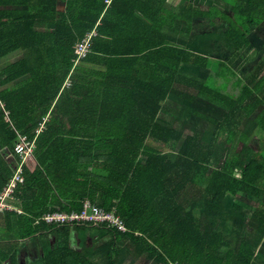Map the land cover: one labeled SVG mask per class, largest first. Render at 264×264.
Segmentation results:
<instances>
[{"label":"trees","instance_id":"trees-1","mask_svg":"<svg viewBox=\"0 0 264 264\" xmlns=\"http://www.w3.org/2000/svg\"><path fill=\"white\" fill-rule=\"evenodd\" d=\"M216 1L233 16L224 6L194 14L223 18L233 45L248 47L251 32L264 29V0ZM176 12L168 0H0V60L6 59L0 68V193L21 162L14 150L18 135L36 145L10 200L21 212L0 213V264H19L29 241L43 248L41 264H119L124 251L138 264H264L257 255L264 205L251 212L254 223L244 230L232 227L244 222L243 194L264 196V137L259 155L249 156L245 144L213 161L221 137L229 144L238 135L245 139L240 126L247 118H255L264 135V76L258 74L264 62L242 81L229 63L174 44L164 28L176 24ZM191 15L189 24L199 18ZM89 34L90 51L79 58L77 46ZM15 53L23 56L12 61ZM190 65L210 70L197 93L223 119L205 115L215 125L212 140L189 134L176 150L183 133L158 117L171 94L195 97L181 88V69ZM192 184L203 189L201 218L185 207ZM86 204L114 213L126 231L109 221L43 220L48 213H82ZM215 221L239 231L236 242ZM71 227H95L103 242L90 253L75 247Z\"/></svg>","mask_w":264,"mask_h":264},{"label":"rangeland","instance_id":"rangeland-1","mask_svg":"<svg viewBox=\"0 0 264 264\" xmlns=\"http://www.w3.org/2000/svg\"><path fill=\"white\" fill-rule=\"evenodd\" d=\"M204 1L205 0H195L193 3L188 4L186 9L180 5L177 6L179 1L171 0V5L175 6L172 7L177 11V19L174 26H166L164 28L167 38L174 44L185 46L192 50L195 49L193 51H196L201 55L229 63L231 68L238 73L237 75L241 78V80L247 79L251 74H255L258 70V66H261V63L264 62V29L262 31L260 30L259 32L252 31L250 34L249 46H245L243 49L239 50L227 37L226 31L228 26L223 18L219 17L218 20L213 22V24L211 23L212 19L209 15L200 16L194 14L195 10L197 9H200L201 11L205 10L200 7L197 8L198 6H204ZM169 2L170 0H168V4ZM210 3L212 5V2ZM226 11H228L229 15L231 16H233L232 14L235 12L234 10L229 9ZM226 11L223 12L226 13ZM189 14H192L195 16V18L197 16L199 18L191 20L192 22L189 24ZM205 18L209 19V21L206 23L208 26L200 25V22L203 21L201 19ZM185 19H188V21ZM189 27L194 28L191 31H186ZM22 56V53H15L10 57V59L14 61L16 59H20ZM5 61L6 59L0 60V68L4 65ZM184 69L185 70L181 72L180 77L184 82V84L181 85V88L183 91H189L191 94L195 95V97H193L191 100H186L184 98L175 99L176 96L172 95L173 98H170V100L166 102L158 117V119L164 124H167L168 127L177 128L183 133L182 139L176 144H173L176 145V150H179L181 145H183L186 136L189 134L198 136L202 142L204 141L209 143L212 140V134L214 132L215 125L214 123L210 122V120H208L206 118L207 116L205 115L223 119V114L216 112L215 107H211L215 104L206 96L201 94L199 95L197 93L200 84L206 82L208 72H210V70L206 68H199L194 65L186 66ZM258 74L263 77L264 69L258 71ZM185 82H189L192 86ZM221 83V80L217 81L218 85ZM239 92L240 89H234V92L232 93L238 94ZM196 95L198 96L196 97ZM262 96L263 94L261 97ZM259 113L260 111L256 112L255 115L258 116ZM43 128L44 123H42L37 128L36 135H38L43 130ZM240 130L245 137L243 140L242 137L238 135L235 139V142L229 144L226 143L225 136L221 137L219 142L216 144L218 153L213 158L214 166L218 164L220 158L222 159L224 154L226 157L230 150L240 152L245 144L250 149L249 156L259 155L261 149L260 145L263 142L262 139L264 135L261 133V130L257 128L256 119L253 117L247 118L240 126ZM234 144L236 145L235 148H233ZM239 146L241 147L239 148ZM172 149V146H166L164 151L170 158H173L176 155ZM261 162L264 163V159H261ZM202 191L203 189L200 186L192 184L191 186L187 187V195L185 194L186 196L184 199L187 210H192L194 215L198 218L203 217L202 215L204 214L203 201L200 200L203 199V196H200ZM243 196H247V198L245 200H238V203L243 205L245 208L243 209L242 213L244 222H242L243 224H241V226H232L236 228L241 227V229H239L240 231L245 229V224H247L246 222L254 223L253 217L251 218V212L257 209L260 205H264V196L262 198H256L253 196L250 197L248 194H243ZM193 203L196 205L193 206ZM6 205L7 207L5 209L0 210L1 214L8 211H16L18 213L21 212L20 207L14 206L7 199ZM229 208H231V210L235 213L238 212L232 207V203H230ZM0 219H2V216ZM227 224V222L215 221L213 226L217 230L221 231V233L227 237L230 242H236L241 233L236 230L230 233V226ZM70 237V242L72 245H76L75 247H83L84 251H88V253L93 251L99 244L103 242L102 232L95 227H91L89 230H76L71 227ZM251 242L253 244L256 243L255 239L253 238H251ZM42 250L43 248L39 249L38 245L36 246L34 243L29 241L20 253L19 264H41L42 259H40L39 256H41ZM257 255L260 259L264 260V241L261 242L257 247ZM93 259L100 261L98 258ZM119 264H138V261L133 256L124 251L119 257Z\"/></svg>","mask_w":264,"mask_h":264},{"label":"built area","instance_id":"built-area-1","mask_svg":"<svg viewBox=\"0 0 264 264\" xmlns=\"http://www.w3.org/2000/svg\"><path fill=\"white\" fill-rule=\"evenodd\" d=\"M95 32H93L94 34ZM93 34H89L81 43L77 46V53L79 54V58H84L90 51V41ZM0 105L2 108H5L4 103L0 98ZM6 119L9 121V111H6ZM14 150L17 155H19L21 162L18 166L13 178L10 183L5 186L4 190L0 193V210L5 209L6 199L10 202V200L14 199L15 189L19 183H23L25 180L24 177V164L28 161V159L32 156L35 148V140H29L26 136L18 135L16 140L14 141ZM13 204V203H11ZM15 206V205H14ZM48 223H70L73 221H109L115 225H118L119 229L126 231V227L120 221L119 217H117L112 212H107L106 210L98 207L86 204L85 210L82 213L73 212V213H64V212H54L48 213L43 217Z\"/></svg>","mask_w":264,"mask_h":264},{"label":"crops","instance_id":"crops-1","mask_svg":"<svg viewBox=\"0 0 264 264\" xmlns=\"http://www.w3.org/2000/svg\"><path fill=\"white\" fill-rule=\"evenodd\" d=\"M176 1H179V3L177 4V6H183L184 8H186L187 6H188V4H191V3H193L195 0H190L189 2H184V1H182V0H176ZM210 2H212V5H211V3ZM172 3H171V0H170V2H169V5L170 6H174V5H171ZM204 6H198L197 8H203V9H209V8H211V7H213V6H218V7H223L224 6V3H222V4H219L216 0H205L204 1ZM175 7V6H174ZM204 7H206V8H204ZM229 9V6L228 5H225L224 6V8H222V10L223 11H226V10H228ZM205 11V10H204ZM180 17L182 18V16L180 15ZM203 18V17H202ZM185 20H187L188 21V19H185ZM201 20H203L202 22H200V25H205V26H208V24H206L208 21H209V19L208 18H205V19H201ZM211 23H213V20H212V22ZM214 24V23H213ZM192 50V49H191ZM193 50H195V49H193ZM181 72H183V69H181ZM172 95L173 94H171V97H172ZM259 130H260V128H258Z\"/></svg>","mask_w":264,"mask_h":264}]
</instances>
